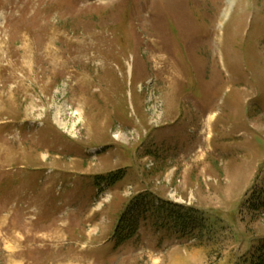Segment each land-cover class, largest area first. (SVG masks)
<instances>
[{"label":"rangeland","instance_id":"1","mask_svg":"<svg viewBox=\"0 0 264 264\" xmlns=\"http://www.w3.org/2000/svg\"><path fill=\"white\" fill-rule=\"evenodd\" d=\"M263 238L264 0H0V264H241Z\"/></svg>","mask_w":264,"mask_h":264},{"label":"trees","instance_id":"2","mask_svg":"<svg viewBox=\"0 0 264 264\" xmlns=\"http://www.w3.org/2000/svg\"><path fill=\"white\" fill-rule=\"evenodd\" d=\"M245 257H242L244 261L241 264H264V238L260 239L258 246H255L250 258L246 259Z\"/></svg>","mask_w":264,"mask_h":264}]
</instances>
